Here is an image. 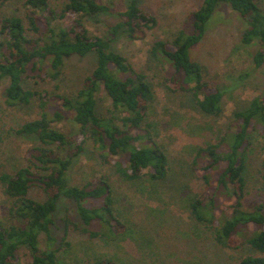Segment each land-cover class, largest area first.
Instances as JSON below:
<instances>
[{
    "label": "trees",
    "instance_id": "obj_1",
    "mask_svg": "<svg viewBox=\"0 0 264 264\" xmlns=\"http://www.w3.org/2000/svg\"><path fill=\"white\" fill-rule=\"evenodd\" d=\"M141 1L0 0V147L7 137L28 144L17 167L0 169L6 199L0 264H122L116 255L83 244L69 255L76 235L104 244L143 238V228L119 206L118 180L145 198L147 220L162 222L169 196L193 223L189 238L232 251L231 264H264V89L229 121L210 120L223 115L224 101L251 77L264 80V0H201L170 39L156 38L148 48L167 89L187 96L204 117L166 110L165 121L184 139L181 149L193 172L171 186L165 184L175 169L152 115L154 81L113 46L120 34L141 40L157 26L158 17ZM221 4L245 24L231 54L255 47L250 65L226 83L216 82L194 57ZM105 15L116 19L106 21L109 33L94 34L88 22ZM87 55L94 57L89 72L67 91L69 59ZM8 109L28 115L11 119ZM62 120L70 130L57 126ZM87 148L100 166L71 182ZM63 202L67 207L59 214ZM158 237L165 247L168 239ZM180 239L176 263L199 264L182 254L186 238Z\"/></svg>",
    "mask_w": 264,
    "mask_h": 264
},
{
    "label": "rangeland",
    "instance_id": "obj_2",
    "mask_svg": "<svg viewBox=\"0 0 264 264\" xmlns=\"http://www.w3.org/2000/svg\"><path fill=\"white\" fill-rule=\"evenodd\" d=\"M59 2L60 0H53ZM109 1V0H104ZM113 1V0H112ZM201 0H142L141 5L146 9L155 13L158 17V24L155 28L147 30L144 39L131 41L120 34L113 46L117 51L122 52L127 58L134 63L138 68H142L154 81L155 84V101L153 102V118L160 122V137L165 144L172 167L175 171L168 178L165 185H174L176 182L190 180L193 172L188 165L186 159L187 154L181 149L184 139L178 133H175L166 123L165 113L167 109L178 111L182 114L192 115L199 119L204 117L199 116L193 111L188 104L187 96L171 92L163 84V71L148 54V48L156 38L170 39L177 30L184 15L188 11L195 10ZM14 9V6H9V10ZM214 16L210 21L208 32L198 46L194 48V57L200 60L208 69L210 76L219 83L229 82L228 75H235L240 68L250 65V54L255 47H250L249 51L242 53L231 54L240 33L243 31L245 24L238 17V12L232 10L226 4H221L214 12ZM104 21H90L88 26L94 34H108L106 21L114 22L116 19L111 15H105L102 18ZM94 57L87 55L85 57H72L68 61L66 74L64 76V85L67 91L75 88L79 84V79L86 75L92 64ZM76 83V84H75ZM3 85H0V94ZM264 89V80L256 74L247 81V85L236 90L233 97L227 98L224 101V112L218 119H210L225 123L229 121L233 111L238 107H244L255 95L260 94ZM104 96L105 105H109V99L101 91ZM1 101V96H0ZM2 102V101H1ZM10 110V109H8ZM25 109L10 110L8 114L11 119L18 120L19 117L28 115ZM10 119V120H11ZM207 119V118H205ZM204 119V120H205ZM57 126L65 131L70 130L71 125L62 120L57 123ZM28 147V144L21 138L7 137L6 141L0 147V169H13L22 159V153ZM95 157L90 148L82 154L79 162L75 165L71 174V182H81L82 179L89 176L94 167H99L100 162ZM175 179V181H174ZM116 195L120 198L118 203L123 209L124 216L131 218L136 225L143 228V238L134 235L133 240L125 241L120 244L115 241L111 244L101 242L86 241L84 236H74V244L70 249L69 255H74L76 250L83 245L90 246L92 250L114 254L122 260V264H177L176 255H178V245L185 237L186 243L182 254H187L199 264H231L229 255H233L228 249H221L215 246L211 241L198 240L197 238H189V231L193 228V223L188 218V213L177 204L172 203V198H167L169 202L168 210L163 215L162 222L160 220L151 222L145 218L141 211L143 200L142 195L135 192L133 188L120 180L116 181ZM33 194L38 196L37 191ZM5 196L0 187V218L5 214ZM150 205H155L150 201ZM226 205H221L223 208ZM67 203L63 202L59 208V214H63L66 210ZM72 207V206H71ZM141 207V208H140ZM72 212V208L69 209ZM164 224L163 228L161 225ZM162 233L164 238L168 239L165 247L160 244L159 234ZM167 236V237H166ZM180 239V240H179ZM140 243L139 245L137 244ZM170 243V244H169ZM141 245V246H140ZM90 250V251H92ZM174 250H177L175 252ZM191 259V258H190Z\"/></svg>",
    "mask_w": 264,
    "mask_h": 264
}]
</instances>
